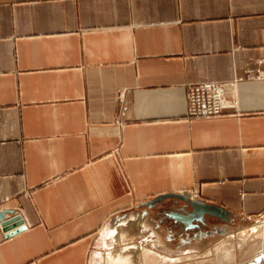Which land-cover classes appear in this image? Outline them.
Segmentation results:
<instances>
[{
    "label": "crops",
    "instance_id": "0c3cea01",
    "mask_svg": "<svg viewBox=\"0 0 264 264\" xmlns=\"http://www.w3.org/2000/svg\"><path fill=\"white\" fill-rule=\"evenodd\" d=\"M202 82L221 116L186 117ZM172 194L264 213V0H0V264L219 236Z\"/></svg>",
    "mask_w": 264,
    "mask_h": 264
},
{
    "label": "rangeland",
    "instance_id": "374dc122",
    "mask_svg": "<svg viewBox=\"0 0 264 264\" xmlns=\"http://www.w3.org/2000/svg\"><path fill=\"white\" fill-rule=\"evenodd\" d=\"M159 216L163 217L162 214ZM218 221L222 223L217 226L220 230L219 236L202 239L199 243H196L193 237L190 243L180 247H175L173 239L168 244L171 255H162L168 252L161 248L156 249L159 254L153 250L155 243L149 238L147 231L142 230L135 234L146 236L148 239L144 244L146 250L151 253L147 264H244L259 254L264 255V213L253 217L234 215L228 222ZM217 227L202 232L203 236H212ZM206 229L208 228L204 225L200 230ZM110 264L114 263L111 261Z\"/></svg>",
    "mask_w": 264,
    "mask_h": 264
},
{
    "label": "built area",
    "instance_id": "2783aa9c",
    "mask_svg": "<svg viewBox=\"0 0 264 264\" xmlns=\"http://www.w3.org/2000/svg\"><path fill=\"white\" fill-rule=\"evenodd\" d=\"M185 106L188 118L210 119L221 116L226 109L222 85L217 82L189 85L186 88Z\"/></svg>",
    "mask_w": 264,
    "mask_h": 264
},
{
    "label": "water",
    "instance_id": "95a60500",
    "mask_svg": "<svg viewBox=\"0 0 264 264\" xmlns=\"http://www.w3.org/2000/svg\"><path fill=\"white\" fill-rule=\"evenodd\" d=\"M165 198H172V199L179 200L183 204V207L188 209L190 217L192 216L193 217L194 216L210 217V218H216L222 222H228L233 217L231 213L227 212L221 207L205 205L202 201L190 200L189 199L190 197L188 194H183V195L182 194H172V195H167ZM159 199L160 198L155 199V201H158ZM149 204L150 203H147L146 205H149Z\"/></svg>",
    "mask_w": 264,
    "mask_h": 264
},
{
    "label": "bare ground",
    "instance_id": "6f19581e",
    "mask_svg": "<svg viewBox=\"0 0 264 264\" xmlns=\"http://www.w3.org/2000/svg\"><path fill=\"white\" fill-rule=\"evenodd\" d=\"M258 230V228H257ZM241 236V235H240ZM238 236V237H240ZM137 244V243H135ZM139 244V243H138ZM137 244V245H138ZM128 246V247H123L121 250H119L115 255L114 258H112L114 264H143L146 263L144 260L143 262L140 261L139 255H145L149 256L146 248L143 246ZM142 258V257H141Z\"/></svg>",
    "mask_w": 264,
    "mask_h": 264
}]
</instances>
